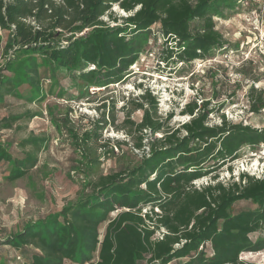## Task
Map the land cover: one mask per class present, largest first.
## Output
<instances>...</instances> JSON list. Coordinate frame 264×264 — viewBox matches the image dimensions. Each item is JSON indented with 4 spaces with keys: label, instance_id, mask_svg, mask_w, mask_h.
I'll return each instance as SVG.
<instances>
[{
    "label": "trees",
    "instance_id": "16d2710c",
    "mask_svg": "<svg viewBox=\"0 0 264 264\" xmlns=\"http://www.w3.org/2000/svg\"><path fill=\"white\" fill-rule=\"evenodd\" d=\"M224 2L0 0V32H6L4 51H13V58L29 55L33 66L38 55L50 65V71H78L88 80L103 73L105 80L100 84L106 85L127 75L139 57L138 35L154 24L166 41L183 45L176 54L183 63L207 56L211 48L225 47L214 19ZM114 5L127 15H115ZM106 15L115 25L104 20ZM195 19L202 23L193 30ZM163 53L161 60L167 61L176 52L168 48ZM31 72L32 82L38 85L41 75L34 67ZM14 90L13 83L0 79V100ZM134 101L144 111L141 121H130L140 132L135 146H145V132L149 131V151L125 169L95 178L91 175L89 193L55 216L28 223L6 242L20 250L24 264H65L67 260L75 262L71 264H170L181 259V264H251L241 256L264 250V239L251 238L264 226V177L241 172L237 180L233 175L223 181L213 172L236 160L244 146L264 144V127L226 117L219 124H209L213 110L209 101L195 100L182 110L191 118L170 127L167 123L173 115L163 119L158 114L160 99L152 89L144 88ZM262 109L264 89L252 88L250 110L259 113ZM160 131L163 135L157 137ZM90 133L83 134V145L92 140ZM38 141L21 142L22 147L31 148L21 159L0 142V167L10 164L9 180L26 176L36 166ZM228 168L232 170L231 165ZM211 173V182L195 185L194 181ZM240 201L255 207L235 210ZM146 206L150 208L143 212ZM117 209L122 210L109 219ZM157 231L162 237H155Z\"/></svg>",
    "mask_w": 264,
    "mask_h": 264
},
{
    "label": "rangeland",
    "instance_id": "374dc122",
    "mask_svg": "<svg viewBox=\"0 0 264 264\" xmlns=\"http://www.w3.org/2000/svg\"><path fill=\"white\" fill-rule=\"evenodd\" d=\"M224 3L214 19L216 28L224 35L225 47L211 48L207 56L183 63L176 56L183 45L166 41L159 25L154 24L151 30L138 35L139 57L127 75L106 85L100 84L105 80L103 73L88 80L78 71H50V65L38 55L33 66L29 55L13 58V51H4L7 34L0 32V79L10 81L15 88L14 93L0 100V142L17 159L31 149L22 147L23 140L36 138L40 143L37 164L26 176L9 180L6 175L10 164L0 167V264L25 262L20 250L6 242L8 236L30 222L57 215L63 207L89 193L87 183L91 175L95 178L125 169L137 164L144 151H149L150 132H145V146L137 149L140 132L130 123L141 121L144 111L136 108L134 99L144 88L152 89L159 97L158 114L163 119L172 113L167 123L170 127H178L191 118L182 110L193 100L209 101V109H213L209 124H219L226 117L232 122L264 127V109L259 113L250 110L252 88L264 89V52L260 37L253 30L254 21L244 18L251 16L258 1ZM112 11L118 17L127 15L118 5ZM104 20L115 25L110 16L106 15ZM201 23V19H195L192 29L196 30ZM168 48L176 53L162 61ZM32 67L41 75L38 85L32 82ZM85 132H91L92 140L87 145L82 143ZM162 135L163 131L156 133L157 137ZM90 159L98 161L91 163ZM241 172L264 177V144L244 146L236 160L213 173H219L218 180L227 181L233 175L237 180ZM213 173L194 181L195 185L211 182ZM254 207L249 201H240L234 209ZM120 210L112 212L109 219ZM107 222L101 225V233ZM251 238L264 239V226ZM241 258L251 264H264V250L245 253ZM71 263L75 262L65 261Z\"/></svg>",
    "mask_w": 264,
    "mask_h": 264
},
{
    "label": "built area",
    "instance_id": "2783aa9c",
    "mask_svg": "<svg viewBox=\"0 0 264 264\" xmlns=\"http://www.w3.org/2000/svg\"><path fill=\"white\" fill-rule=\"evenodd\" d=\"M257 1H258L257 6L251 11L250 14L251 16L246 15L244 18H247V20L251 18L254 21V23H252V25H254L253 30H255L256 36L260 37L259 43H261V48L264 52V0H257ZM148 209L147 207H145L143 209V212H146ZM156 209L158 210V208ZM162 231L165 232L164 229H162ZM162 235L163 234H161L160 231H157L155 237L156 238L162 237Z\"/></svg>",
    "mask_w": 264,
    "mask_h": 264
}]
</instances>
